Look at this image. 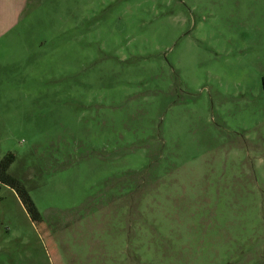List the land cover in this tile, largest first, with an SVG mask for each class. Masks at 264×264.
<instances>
[{"label": "rangeland", "instance_id": "374dc122", "mask_svg": "<svg viewBox=\"0 0 264 264\" xmlns=\"http://www.w3.org/2000/svg\"><path fill=\"white\" fill-rule=\"evenodd\" d=\"M264 0H0V264H264Z\"/></svg>", "mask_w": 264, "mask_h": 264}, {"label": "trees", "instance_id": "16d2710c", "mask_svg": "<svg viewBox=\"0 0 264 264\" xmlns=\"http://www.w3.org/2000/svg\"><path fill=\"white\" fill-rule=\"evenodd\" d=\"M261 83H262V89H263V91H264V76H263L262 79H261Z\"/></svg>", "mask_w": 264, "mask_h": 264}]
</instances>
